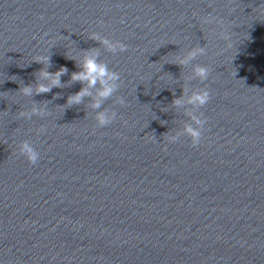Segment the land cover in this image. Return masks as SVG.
<instances>
[{
  "label": "clouds",
  "instance_id": "9594fccd",
  "mask_svg": "<svg viewBox=\"0 0 264 264\" xmlns=\"http://www.w3.org/2000/svg\"><path fill=\"white\" fill-rule=\"evenodd\" d=\"M92 39H98L95 34H92ZM105 46H107L109 51L115 52L117 51V47H119L120 51H126L127 46L125 44L113 45L107 39L101 41ZM203 48H198L188 53V56L185 57L184 60L180 61V64H187L189 60L194 58L198 53H203ZM37 63H47L48 57L46 56H38L35 58ZM79 71L73 72L71 74L72 82H79L82 85H86L82 87L79 92H76L70 95L67 98V103L69 105L80 104L82 102L83 97L91 95L89 89L96 88L99 85V89L96 93V98L93 100L91 107L94 109L101 108V103L103 100H107L109 97L113 95L114 92L117 91L120 81V74L116 71H110L108 66L104 63H101L96 56L89 51V54L85 55L83 60L78 64ZM68 72V69L65 67H61L57 72L52 73L47 71L45 68H41L38 72V75L41 79L48 80V84H37L36 86V94H42L50 92L53 87H61L60 77L65 75ZM210 73V69L204 66H197L195 68V74L202 81L208 78ZM19 91L25 95L30 96L33 94V89L31 85L23 86L19 89ZM209 91L206 88H202L200 91L194 93L189 102L197 105L204 106L209 100ZM117 102L120 104H124V100L122 98H117ZM174 104L179 105L181 103L180 99H175L173 101ZM43 114L42 109H38L35 106L32 108L31 113L29 112H21L20 115L23 117H28L32 114ZM116 113L113 112L111 115L107 114L105 111H100L97 113L96 120L98 125L104 127L112 122L115 118ZM193 120L197 125H202L204 121L199 118L193 116ZM186 132L191 137L192 145L195 146L200 142L201 132L198 128H193L191 126H186ZM175 139L174 137L172 138ZM20 153L26 157L28 162L32 165H35L39 159V153L27 142L24 141L20 145Z\"/></svg>",
  "mask_w": 264,
  "mask_h": 264
}]
</instances>
